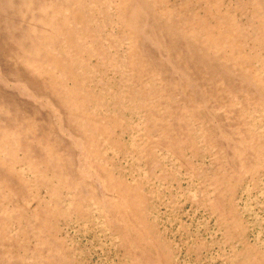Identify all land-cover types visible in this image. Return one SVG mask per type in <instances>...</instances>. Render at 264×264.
<instances>
[{
	"label": "rangeland",
	"instance_id": "obj_1",
	"mask_svg": "<svg viewBox=\"0 0 264 264\" xmlns=\"http://www.w3.org/2000/svg\"><path fill=\"white\" fill-rule=\"evenodd\" d=\"M0 264H264V0H0Z\"/></svg>",
	"mask_w": 264,
	"mask_h": 264
}]
</instances>
